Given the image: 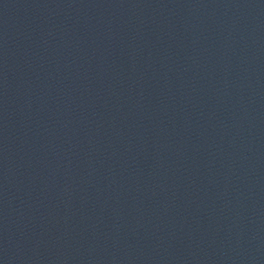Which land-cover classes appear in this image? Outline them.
<instances>
[{"label":"water","instance_id":"1","mask_svg":"<svg viewBox=\"0 0 264 264\" xmlns=\"http://www.w3.org/2000/svg\"><path fill=\"white\" fill-rule=\"evenodd\" d=\"M0 264H264V0H0Z\"/></svg>","mask_w":264,"mask_h":264}]
</instances>
